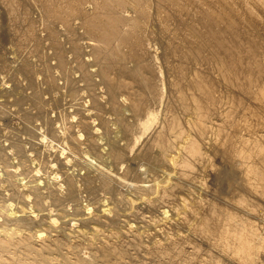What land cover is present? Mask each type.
<instances>
[{
    "label": "bare ground",
    "instance_id": "bare-ground-1",
    "mask_svg": "<svg viewBox=\"0 0 264 264\" xmlns=\"http://www.w3.org/2000/svg\"><path fill=\"white\" fill-rule=\"evenodd\" d=\"M31 6L38 9L35 10L39 18H34L35 14L33 17L32 13L35 12V7L31 9ZM0 19L5 24L6 35L11 37L13 51H24L26 54L23 52L24 54L21 53V55L25 56H30L27 55V52L28 54L33 52L34 56L40 57L41 61L38 59L41 64L37 63L41 66V70L39 67V70L36 67L35 69L39 73L43 72L41 76L44 74L42 76L43 82L47 84L49 90L46 93L47 98L54 89L58 90L57 88L52 89L57 85L56 87L59 89L60 87L65 88H62V91L66 90L63 92L64 94L69 89V93L65 95L71 97L68 96L70 100L67 103L69 101L70 103L67 105L68 107L73 106V111L74 109L75 112L76 109H85L84 102L93 111L90 112V110L89 115L87 112L83 113V109V115L78 114L81 116L79 118L75 116L78 118L77 120L73 119L72 116L75 112L70 107L69 109L73 114L67 113L70 110H63L62 104H65L67 99L61 95V89L59 90L61 95L59 97H62L60 99L61 107H63H60V102L59 106H54L53 100V104L49 101L52 106L49 105L48 107L43 95L48 90H44L41 94V88L43 91L45 87H40V81L37 82L40 86L31 84L32 80L34 82L36 79L33 75L32 80H24L29 82L26 86L28 87L26 88V95L23 91L24 88L22 97L20 93L21 98L12 93L13 99L11 96V98L8 97L9 101L12 99L10 102L7 99L8 104L12 102L14 105L15 102L19 108V110L17 109L18 112L20 109H22L21 112L25 110L24 107L21 108V103L24 101L26 103L27 99L30 101L28 103L31 104L29 108L37 109L31 114L29 113L31 110L29 111L28 108H26V113L22 112L24 115L20 113L23 116L20 118L21 123L23 119L27 120L24 123L26 125L29 119L35 118L37 121H32L37 122L36 127L28 124L36 129L38 126H42L45 131L47 121L52 120L54 113L53 122L56 120V125L53 123L54 130L56 128L64 130L67 142L72 144L70 153L74 149L76 151V148L73 149V145L79 142L80 144L77 145L80 147L83 143L85 144L83 140H86L87 149L89 148L90 150H88L94 156H98L99 158H97L100 159L101 156L106 155L107 158H105L108 160L110 158L113 165H117V169L120 162L128 155L129 146L147 132L148 135L145 134V136H147L148 141L146 138L145 140L148 144L145 143L146 148L140 147L139 152L145 159L152 162V165L163 166H159L163 168L162 171L159 170L162 173L157 172L158 168L155 170L150 166L155 172L150 171L151 174L146 175L148 177L140 171L136 173L135 170L133 173L136 175H134L133 180H130L129 175L130 183L134 181L133 184L136 186H134L135 188L130 187L134 188V191L131 189L135 192L134 198L136 199H134L123 195V192L116 188L118 186L114 187L109 184L107 178H109L110 171H106L108 169L104 168L105 170H103L109 174L105 178L103 171L104 176L98 172V175H93L95 172L90 174L88 171L92 168L88 170L85 168L84 170V165L81 168V164H79L83 162L76 161L79 164L77 167L81 168H77V172L83 170L82 176L76 178L73 176L74 173L67 171L68 169L63 171L58 169V166V170H54L50 162L55 157H52L48 150L46 152L51 154L49 158L52 157L49 162L51 165L44 167V160L46 159V162L48 158L41 155L42 149H44L42 144H38L42 147L40 148L41 151L39 149L40 152L35 149L34 151L32 148L36 154V157H34L35 155L33 157L35 161L38 160V167L35 168L32 164L36 172L31 171L30 167L31 169L33 167L28 165V160L26 161L29 158V152H31V150L27 151L28 146L31 143V145L37 146V144H33L32 140L34 139L38 142L41 140L49 146L51 141L46 139L45 136L47 135L44 134L43 130H40L39 133V130H36L38 133L36 134L33 129L28 130L30 126H22L25 131L19 132H26L28 139L34 137V134L38 135L39 138H32L27 146L24 143V137H21V140H16L19 138L16 137L18 133L14 137L13 132L4 131L5 134L1 133L3 136L5 135L3 142L6 143L2 147L4 154L0 151V174H3L2 177L0 176V190L3 188L14 190V196H12L15 199V195H18L20 199H16L22 202L28 197V204L30 203L31 207L36 209L31 212L34 217L37 212H41L44 208V203L60 204L66 198H62L63 194H67L66 200L74 204L72 207L75 208H70L72 210L70 212L74 211L75 213L70 214L72 217L66 220L69 215L66 212L69 208L66 212L65 210L60 211L62 207H65L66 201H63L62 207L55 211L56 213L60 211L56 214L55 220L50 218L45 221V218L41 219L42 217L33 219L30 217L32 214L27 216L31 210H27L24 205L26 203L23 202L24 207H20V204L15 205L17 210H13L19 214L14 215L13 213L14 216H12L9 208L12 205L9 201L12 199L7 197L6 199L9 201H0V216L3 217V220L0 218L2 220L0 221V264H23V262H19L21 261L20 257L23 258L24 255L30 257V264H264V223H261V219L264 221V0H0ZM34 19L39 20L42 23L40 25H43L42 29L44 28L41 30L46 31L44 38L46 49L43 50L42 48V52L44 51L46 55L43 57L44 59L47 58L46 61L42 60L43 57L40 56L42 55L40 47L43 43L41 34H38L37 31L40 22L38 21L36 27L37 21L34 22ZM150 40L160 43L159 54L158 51H153ZM86 46L87 52L84 50ZM37 52H39V56ZM25 56L24 58L22 56L24 62L25 59L29 58ZM7 57L9 58V56ZM38 59L33 60V63ZM14 60L16 61V58ZM22 61L21 63H23ZM28 63L26 62V65ZM23 64L25 65V63ZM29 64L32 65V60ZM7 65L4 63L0 66V70H4L3 72L9 71L5 76L12 72L11 66L9 69ZM24 65L22 67L21 64L22 68H20L24 69L26 67ZM30 67L31 69L34 68L33 66ZM31 69L28 67L30 74H32L30 71L33 70ZM2 70L0 71L1 74ZM20 71L18 68V72ZM16 72L13 73L16 74ZM13 73L11 75H14ZM39 73L37 74L39 75ZM76 73L78 77L75 75ZM28 78L30 77L28 76ZM37 79L36 81L40 80V78ZM7 81L9 80L7 79ZM79 81L82 88L85 89L84 91L81 89L83 92L79 89L81 84H79L78 89L76 88V83ZM48 82L56 84L52 85ZM33 85L38 86L40 90ZM97 85L102 87L99 89L102 91H97ZM5 89L6 87H0V91L3 93L6 92L7 89ZM5 102L1 105L5 106ZM125 104L126 107H124ZM4 106L2 108H6L8 112H13L12 110L15 111L17 108H10V110ZM59 107L60 109H58ZM2 110L0 108V120L2 119L1 116L4 117L5 115V111ZM17 110L16 113H18ZM56 112L58 115L55 114ZM109 112L113 114L111 119H108L111 117L110 115L107 116ZM9 114L6 117H9ZM32 114H36V116L34 117ZM105 120H111L112 122L109 123L111 126L106 124L107 121ZM18 126L16 125L13 130L9 129L15 131V128L18 130ZM112 126L117 127L115 130L122 131L124 141L121 142L122 144L116 141L107 145L105 140L104 143L107 148L105 146L103 148L106 149L103 150V142L101 144L99 139L105 136H107L105 139H110L112 135H108ZM46 127L50 129V126ZM99 127L102 128L97 132ZM55 131L53 132L56 133ZM53 132H48L49 134L52 133L51 137L54 135ZM142 142L145 141L142 140L141 144ZM57 144L55 145L57 146ZM70 145L67 147L70 148ZM79 147H77V154L83 151H80ZM83 147L84 145H82V149ZM8 151L13 152L12 156H8ZM25 152H28V158L25 156ZM57 153H53V155ZM20 154H24L23 158L20 157ZM66 155L65 158L69 161L68 153ZM41 156L45 159H42ZM60 157L61 155L58 158L60 159ZM58 158L56 159L58 160ZM88 159L85 158V163L89 161ZM108 160H105L106 163ZM134 160L133 162H135ZM216 161L221 162V166L216 164ZM46 163L49 165L48 162ZM14 166L17 169L18 166L20 167L18 173L22 169L27 172L25 175L20 173V177L18 176L19 180L26 177L23 184L19 183L16 178ZM129 167L126 166L123 168L124 170L122 169L123 171L121 170L123 174L122 172H120L122 175L118 174V181L123 179L120 178L121 176L128 177ZM150 167L146 166L147 169ZM100 168L97 171H100ZM221 168L226 172L228 170L234 173L233 186L228 184L230 188L223 194L218 191L221 189L219 187L218 190L215 189L213 193H209L212 195L218 191L219 194H216L219 198L221 197L220 199L216 195L209 197L203 193V190L210 189L207 176L212 171L215 174H221ZM39 170L45 171L49 175L47 177L48 183L46 181L49 186L46 187H50V189L48 192L46 191L47 195L45 196L41 195V190L44 189L46 178L40 180L43 181L42 187H39V182L35 181L41 178L36 177ZM144 170L146 171L145 168ZM147 178L148 180H146ZM124 179L127 180V178ZM120 181L122 186V180ZM187 182H193L195 185H199V188L201 186L204 189L199 192L200 189L196 190V186H194L195 190L190 189L191 187L187 188L185 185ZM109 185L119 191L113 189L116 190V192H112L115 193L113 196L114 203L111 202L113 198L106 199L110 202L109 205L106 202L105 207L100 204L102 203L100 200L103 198L97 195L99 199L101 198L100 200L96 198L100 205L95 202L99 208L102 207L100 208L102 214L97 213L98 210L95 213L89 210L94 207L98 208L97 205L88 206L89 208L85 207L84 209H81L80 206H78L80 209L76 207V205H82L81 203L76 204L77 195L75 191L77 189L83 187V189L93 191L92 188L97 189L98 187L101 190L102 187L109 188ZM21 186L25 190L24 188L21 189ZM127 186L129 185L125 187L128 188ZM109 190L111 187L106 189L107 195L110 193ZM12 191H8L9 194H12ZM64 191L65 193L62 194L61 192ZM85 191H83V195ZM104 191L102 192L104 193ZM80 192L82 193V191ZM5 193L7 194V192ZM90 193H88L89 197L92 194ZM85 194L87 193L85 192ZM110 195L112 196V194ZM43 196H48L49 201L47 199L48 202L42 200ZM78 196L81 197L82 194ZM30 197L31 201L29 202ZM103 197L106 196L103 195ZM136 200H141L148 207L156 209L161 204L166 203L167 209L158 210L160 211L159 218L145 220L146 217L143 216V212L147 210L146 206L142 213L138 212L142 215L139 219H142L140 222L145 225H137L131 223V219L132 221L137 219L133 216L137 213L135 209ZM21 201L18 202L21 203ZM86 201L88 202V200ZM13 202L11 201V203ZM89 202L92 203L93 201ZM144 203H140V205L144 206ZM140 205L138 207L143 209ZM138 207L137 210L140 211ZM123 211L124 215L127 216L133 212L134 219H126V216L125 219L120 218L119 213H123ZM169 212L171 213L169 214ZM111 216L113 217L111 218ZM101 217L106 219L109 217L112 220L107 222L105 218L101 219ZM33 220L36 223L42 221L41 224L44 227L39 230L38 228L32 230ZM57 220H61V222L77 220V222L80 221L89 227L87 226L88 229L84 227L74 228V225L71 227L68 223L70 227L65 226L64 228V226L56 223ZM10 221L15 226L9 227L8 222ZM166 221H168L167 226L162 227L163 222ZM63 224L65 225V223ZM146 226H152V228H146ZM22 228H28V231L25 232ZM55 229L56 231L58 229L61 236L52 234ZM150 229H153L152 232L149 231ZM42 232L46 234L42 235ZM78 237H84L85 240L82 238L83 242L81 240V243L76 242ZM10 248H16L15 250L19 248L24 255H17L18 251L13 249L15 252L12 250L11 252L16 253V256L4 257L6 253H10ZM53 249L58 251L57 256L50 255V250L52 252ZM80 249L81 251L85 249L87 253L81 254ZM129 249L134 250L135 253L142 249L144 252L140 255L142 257L148 255L151 259L148 258L153 262L149 260L146 262L147 259H145L142 263V257L141 261H137L140 259L132 258L134 256L131 255ZM68 252L74 256L68 255ZM98 259L101 263H97L96 260Z\"/></svg>",
    "mask_w": 264,
    "mask_h": 264
},
{
    "label": "rangeland",
    "instance_id": "rangeland-1",
    "mask_svg": "<svg viewBox=\"0 0 264 264\" xmlns=\"http://www.w3.org/2000/svg\"><path fill=\"white\" fill-rule=\"evenodd\" d=\"M31 7H32V6H31ZM34 7H35V6H33L31 9H33ZM35 9L38 10L36 7L34 8V10H35ZM34 10H33V11H34ZM36 10H35V12L37 13ZM33 11H32V12H33ZM35 12L32 13V14H33V17L36 15L34 18H39V16H37L38 13L36 14ZM34 14H35V15H34ZM35 20H36L37 22H36ZM38 21H39V20L34 19V22H36V27H37V23H38ZM39 22H40V21H39ZM38 24H39V30H38V27H37V31L39 32L38 34H41V36H40V35H39V36L43 39V40H42L43 43L41 44L42 47L39 46V47L41 48V52H40L39 50H37V51H39V52L42 54V55H40L41 57H43V56L46 57V55L44 54V51L42 52V48H43V50L46 49V48H45V47H46V46H45V39H44V38H45L46 31H42V30H44V28L42 29V26H43V25H42V26L40 25V24H42L41 22L38 23ZM4 26H5V24H4V23L2 22V20L0 19V66H2V64H4V63H5V64H8L7 66L9 67V69L12 68V69H11V71H12L11 73H13V72H15V71H17V72H16V74L13 73L15 76H14V75H11V73H10V75L8 74L7 76H5L9 71H8L7 73H5V72H3L4 70H2V69H1V70H2V74H1V72H0V87H6V89H7V90L5 89V90H6V92H4L5 94L3 93V91H0V96H1V97H0V106H1L0 108L3 109L2 111H5V112H4V114H5L4 117L1 116L2 119L0 120V146H1V144H2V146H1V148H0V149H1L0 151H1L3 154H4V148L2 149V147H3V144H5L6 142H3V141H5V140H4V139H5V138H4L5 135L3 136V134H1V133H4V134H5L4 131L7 130L8 132H9V131L13 132V133H14V137H15V135L18 133V134L16 135V137H19V138H18V139L15 138V139H16V140H21V137H22V138L24 137V138H23L24 143L28 146V145L30 144V143L28 144V142H30L32 138L34 139V137L38 138V137H37L38 135H36V134H38V133L40 132V130H43V129H44V127L42 128V126H38V127H40V128L37 127V129L31 127V126H35V127L37 126V125H36L37 122L34 123V121H37V120L34 118V117L36 116V114H35V115L32 114V116H34V117H33L34 119H29V121H30L31 123L28 121V123H29L31 126H30L28 123H26V125L30 126V127H28V130H29V129H33L34 131H36V130L38 131V130H39L38 133H37V131H36V134H34L35 136L32 137V138H30V139H28V138H27V135H28V134H25L26 132H19V131H22V130L25 131V129H24L22 126H26L24 123H25V121L27 122V120H24V119H23V120H22V121H23V122H22L23 125H22V123H21V121H20V120H21L20 118H23V116H22L20 113H22L23 111H24V112L27 111L26 108H28L29 111L31 110L30 112L28 111L30 114L33 113L34 111L36 112L37 109H36V108H33V107H32L33 110H32V108L30 109L29 106H31V104L28 103V102H30V101L27 99V101H26V103H25V101H24L25 98H24V99H23L24 102L21 103V105H22L21 108L24 107L25 110H23V111L21 112L22 109H20V111L18 112L19 108H18V106L15 105V102H14V105H13L12 102H11V104H8V103H7V99H8V102H10V101L13 99V97H12L13 95H11L12 93H13L16 97H19V98H21L24 94L26 95V93H25V92H26V88H28V87H26V86H28V83H29L28 81H29V79H31V80L33 79V78H32L33 75H34V78H36V79H37V78H38V79L40 78V80L37 79L38 81H36V79H34V82H35V81H36V82L34 83L33 80H32L31 84L39 85L37 82L40 81V82H41V84H40L41 86H40V85H39V86H40V87H45V88L43 89V91H41L42 88H41V90H40V88H39L38 86L33 85V87L38 88V89L40 90V92H42L41 94H43L44 90H45V91L48 90L47 84H45V82H43V78H42V76H44V74H42V76H41V73H43V72L39 73V71H38V70L41 68V66L38 64V63H40V62H39L40 57L34 56L33 52L31 53L32 55H31V54H28V52H27V55H30V56H31V59H30V56L21 55V53H22V54H24V53L26 54V52H24V51H23L24 53H23V52H16L15 50L13 51V43H12L11 37H10L9 35H6V33H5V27H4ZM56 26H57V25H56ZM58 26H59V25H58ZM59 27H61V25H60ZM41 29H42V30H41ZM7 36H8V37H7ZM7 38H8V39H7ZM9 38H10V39H9ZM10 40H11V41H10ZM150 41H151L150 43H151V47H152L153 51H155V52L158 51L157 53L159 54V53H160V50H161L160 43L157 42V41H153V40H150ZM10 42H11V43H10ZM44 46H45V47H44ZM10 47H11V48H10ZM87 49H88V48H87V46H86V47L84 48V50H86L85 52L88 51ZM156 49H157V50H156ZM10 51H11V52H10ZM14 52L17 53V54L15 55ZM39 52H37V55H38V56H39ZM2 53H3V54H2ZM18 53H19V54H18ZM34 53H35V52H34ZM7 54H8V55H7ZM1 55H2V56H1ZM7 56H9V58H8ZM17 56H20V57L18 58ZM22 56H23V58H24V56H25L26 58L29 57V58H27V59H30V61H29V60L27 61V59H25L26 61L24 62V59L22 58ZM32 56H33V57H32ZM1 57H2V58H1ZM34 57H36L37 59L39 58L38 61H35V63H33V60H36V58H34ZM14 58H16V61L14 60ZM20 58H21V59H20ZM17 59H19L18 62H17ZM21 60H23L22 62L25 63V65H26V62H27V63H28V62L31 63V60H32V65H30V64L28 63V64L26 65V67H25V65H24L23 63H21ZM42 60L46 61L47 58L44 59V57H43ZM40 61H41V59H40ZM37 62H38V63H37ZM20 63L22 64V67H23V65H24V67H25L24 69H21L22 67H21V64H20ZM18 64H19V65H18ZM35 64H36V66H35ZM40 64H41V63H40ZM28 65L33 66V67H34V68H32L33 70H32L31 67L28 66ZM10 66H11V68H10ZM20 67H21V68H20ZM28 67H29V69L32 70V71H30V72H32V74L29 73ZM35 67H36L37 69H38V67H39V69L37 70V69H35ZM0 68H1V67H0ZM16 68H17V69H16ZM18 68H19V71H20V70H23V71L18 72ZM26 68H27V71H26ZM9 69H8V70H9ZM14 69H15V71H14ZM1 70H0V71H1ZM35 70H36V71H35ZM40 70H41V69H40ZM25 71H26V73H29V74L32 75V76H30L29 74L27 75L26 73L23 74V72H25ZM34 72H35V73H34ZM19 73H20V74H19ZM33 73H34V74H33ZM37 73H39V75H38ZM25 74H26V75H25ZM36 74H37V76H35ZM75 75H77V77H78V74H77V73H76ZM28 76H29L30 78H28ZM38 76H40V77H38ZM2 77H3V78H2ZM24 77H25V78H24ZM22 78H23V79H22ZM41 78H42V79H41ZM7 79H8L9 81H7ZM25 79H27L28 81H27V80L24 81ZM31 80H30V81H31ZM41 80H42V81H41ZM14 81H15V82H14ZM23 81H24V82H23ZM1 82H2V83H1ZM11 82L13 83V85H12ZM25 82H26V85H25ZM42 82H43V83H42ZM22 83H23V84H22ZM36 83H37V84H36ZM46 83H47V82H46ZM48 83H51V84H52V82H48ZM3 84H4V85H3ZM10 84H11V85H10ZM19 84H20V85H19ZM51 84H50V86L52 87V85H55L56 83H55V84H52V85H51ZM79 84H81L80 81H79V83H78V82L76 83V86H77V87H76V86H75V87H76L77 89H78ZM2 85H3V86H2ZM14 85H15V86H14ZM44 85H46V86H44ZM13 86H14V87H13ZM22 86H23V87H22ZM48 86H49V85H48ZM50 86H49V87H50ZM56 86H57V85H55V87H53L52 89L57 88L58 90L54 89V91H57V92L54 93V91H53L52 94H51L52 97H51V95L49 94V98H47L48 95H47L46 93L49 92V90L46 91V92L43 94V95L45 96L46 101H47L48 107H49V105H50V107H51L52 104H53V102L55 103L54 106H56V105L59 106V102H60V107H61V99H60V98H62V97H59V96L62 95L63 97L65 96L66 99H67L66 102L64 101L65 104H64V103L62 104V105L64 106V107L62 106V107H63V110H65V111L70 110V109H69V107H70V108L72 109V111H73V108H72L73 106H69V107H68L70 101H69V103H67L68 100H70L71 97L68 95V96L70 97V98H69L68 96L65 95L66 93H67V94L69 93V89L67 88L68 91L65 92V94H64L63 92L66 91V90H63V91H62V88H63V89H65V88H64V87H60V89H61V91H62V92H61V95H60V92H59L60 89H59V87H56ZM58 86H59V85H58ZM80 86H81V87H80ZM80 86H79V87H80L79 89H80L81 92H83L85 89L82 88V84H81ZM97 86H98V87H97ZM97 86H96L97 91H98V92H99V91H102V90H99V89H102V87H101L100 85H97ZM51 87H50V91H52ZM100 87H101V88H100ZM24 88H25V89H24ZM23 89H24V90H23ZM81 89H82L83 91H82ZM22 90L24 91V94H23V91H22ZM20 93L22 94L21 97H20ZM50 93H51V92H50ZM53 93H54V95H53ZM62 93H63L64 95H63ZM1 94H2V95H1ZM45 94H46V95H45ZM43 95H42V96H43ZM3 96H4V97H3ZM10 96L12 97V99H10V101H9V98H11ZM46 96H47V97H46ZM56 96H57V98H58L57 100H56ZM8 97H9V98H8ZM50 97H51V98H54L56 102L54 101V99H51ZM68 98H69V99H68ZM81 98H82V97H81ZM81 98H80V99H81ZM47 99H49V100H47ZM80 99H79V101L83 100V98H82L81 100H80ZM21 100H22V99H21ZM25 100H26V99H25ZM52 100H53V102H52ZM1 101H2V102H1ZM3 101H4V102L6 101V102H5V106H6L8 109H10V108H11V109H15V108L17 107L16 110L18 109V110H17L18 113L15 112L16 110H15V111L12 110V111L14 112V114H12L13 112L10 111L11 109L9 110L10 112H8L6 108H2V107L4 106V105H3V106L1 105V104H4ZM49 101H51L52 104H51V102H49ZM123 102L125 103V101H123ZM6 103H7V104H6ZM24 103H25L26 105H25ZM67 104H68V105H67ZM8 105H9V106H8ZM11 105H13L14 107H13V106L10 107ZM24 105H25L26 107H25ZM27 105H28V107H27ZM65 105H67V106L65 107ZM5 106H4V107H5ZM57 106H56V107H57ZM84 106H86V107H85V109L82 108V110L84 109L83 113L87 112V113L90 115V112H93V111H92L91 109L88 108V106L85 104V102H84ZM60 107H59L58 109H60ZM62 107H61V108H62ZM82 107H83V106H82ZM124 107H126V104L124 105ZM64 108H65V109H64ZM86 108H87V110H86ZM48 109H49V108H48ZM79 110H80V111H79ZM82 110H81V109H76V112L79 111L78 113H76V112H75V109H74L73 112H75V114L72 116V117H74L73 119H76V120H77L81 115H83ZM90 110H91V111H90ZM6 111H7V112H6ZM72 111H71V110H70V111H67V113H68V112H71V113H72ZM89 111H90V112H89ZM24 112H23V113H24ZM28 112H27V113H28ZM80 112H81V113H80ZM6 113H8V114L10 113L11 115L9 114V117H6V116H8V114H6ZM23 113H22V114H23ZM25 113H26V112H25ZM110 113H111V114H110ZM19 114H20V115H19ZM55 114L58 115V112H56ZM72 114H73V113H72ZM78 114H81V115H78ZM2 115H3V114H2ZM12 115H13V116H12ZM17 115H19V116H17ZM23 115H24V114H23ZM52 115H53L52 120H51V119L48 120V121H47L48 124H46V126H50V129H49V127L47 128V127L45 126V131L43 130L44 134L47 135V136H45V137H47L46 139H49L48 141H49V142L51 141L52 144L50 143V145L48 146V145L45 144L44 142H41V140H39L41 143L38 142V140H35V139L32 140V141H33V144H37V146H36V145H35V146H34V145H31V144H32V143H31V144H30L31 147L28 146V149L26 148L27 151H28V150H29V151L31 150V152L28 151V152H29V155H28V152H27V153L25 152V153H26L25 156L27 157V155H28L29 158L27 157L28 159H26V157L24 156V158L26 159V161L28 160V163H29V164H28L27 162H26V163H27L28 165H30V166H32V164H33V166H35V168L38 167V164H37V161H38V160L35 161V159H34V157H36V154L34 153V151H35V150H36V151L38 150L37 152H40V151H41L40 148H42V147L44 146V147H43L44 149H42V154H41V155H43V157L45 156V158H48V160H49V161H48V160L46 161V162H48V164H49V165H47V163L45 162L46 159L43 158V157L41 156L42 159H45V160H44V165H45L44 167L50 166V165H51L50 163H52L51 166L54 168V170L62 169L63 171H66V170L68 169L67 171H68V172H71L72 174L74 173L73 176H75L76 178L81 177L82 174H83V173H82L83 170H81V172H80V171L77 172V168H80V167H77V165L79 166V164H81V168H82L83 165H84V168H83L84 170H85V168H86V170L92 168L91 170L88 171V172H90V174H91L92 172H95V173H93V175H98V173H99V174H102V175L104 176V174H105V176H104L105 178H107V174H108V173H107V172L105 173V171H103V170L108 169V170H106V171H108V172H109V171H110V172H111V171H112V172L114 171L113 173H112V172H111V173L109 172L110 175L108 174V175H109V178H107V179L109 180V184H110V185H113L114 187L118 186V187H116V188H119V190L123 192V193L121 192L123 195H126L127 197H133V198H134V195H135V194H134L135 192H133V191H134V188L136 187V186L133 184L134 181H131L132 185H131V183H130V180H131V179L133 180V179H134V175H136V174L133 173V172L136 171V173H137V172L140 171V172H142V173H145V176H146L148 173H149V174H151V172L154 173L155 170H157V169H155V168H158V171H157V172H160V171L163 170V168H160V167H163V166H160V165H157V164H156V165H152L153 163H152V162H149L147 159H145V157H143V156L140 154V152H139V151L141 150V148H142V149H143L144 147L146 148L147 145H145V143L148 144V142H146V140L148 141V138H146L147 136H145V134L148 135L147 132H145L143 135H141V136L139 137L140 139H139V138L136 139V140H135V141L129 146V148H128V150H127V154H128V155L125 156L126 159L124 158V159L121 161L122 163L120 162V164H119V166H118V169H117V168H116L117 165H115V164L113 165V163H112V161L110 160V158H109L110 161H109L108 159H106V158H107L106 155H105V156L103 155L104 157L101 156L100 159H98V158H99L98 156H94V154H93L92 152L89 151L90 149H89V148H88L89 150L87 149V146H86V140H83V142H85V144H84L83 142H81V143H83L82 145H84L83 149H82V145L79 147L78 145H79L80 143L77 142L76 145H73V149L76 148V151H75V149H74V150H72V151H73V152H72L73 154L70 153V152H71L70 149H72V144L67 142L66 134H65V132H63L64 130H62L61 128H56L57 131L59 130L58 132L55 131L56 129L54 130V125H56V123H55L56 120H55V122H53V120L55 119V115H54V113H53ZM52 115H51V116H52ZM108 115L111 116V117L108 118V119L113 118V114H112V112H109V114H107V116H108ZM32 116H31V117H32ZM75 116H77L78 118H75ZM12 117H13V118H12ZM17 117H19V118H17ZM24 117H25V116H24ZM16 118H17V119H16ZM106 118H107V117H106ZM15 119H16V120H15ZM17 120H18V122H17ZM32 120H34V121H32ZM13 121H14V124H13ZM51 121H52V122H51ZM105 121H107L106 124H108V125H109L110 122H112L111 120H105ZM105 121H104V122H105ZM15 123H17V124H16L17 126L19 125L18 123H21V124H20L21 126H20V125L18 126V130L15 128V131H12L13 128L16 127ZM53 123H54V125H53ZM49 124H50V125H49ZM51 124H52L53 126H52ZM112 124H113V123H112ZM13 125H14V126H13ZM5 126H6V127H5ZM12 126H13V128H11ZM105 126H106V125H105ZM109 126H111V125H109ZM109 126H108V127H109ZM3 127H4V128H3ZM19 127H20V128H19ZM21 127H22V128H21ZM51 127H52V128H51ZM112 127H113V128H112ZM112 127H111V129H110V133H109V135H108V136L112 135V136H110V137H111L110 139H108V138L105 139V137H107V136H105V135H104L105 137H101V138H100L101 140L99 139V141H101V142H100L101 144H102V142H103V145H104V146L102 145V148L105 147V146H106V148H107V145H108L109 143H112V142H116V141L118 142V141H119L120 143H119V142H118V143H119V144H122L123 141H124V137H123L124 135L122 136V134H123L122 131L119 130V129H116V130H115V127H116V126H112ZM9 128H11L12 130L9 129ZM41 128H42V129H41ZM101 128H102V127H101ZM101 128H100V127L97 128V132H99ZM116 128H117V127H116ZM4 129H5V130H4ZM48 129H49L51 132L55 131L56 133L53 132L54 135L51 137V134H52V133L49 134L50 131H49ZM51 129H53V130H51ZM98 130H99V131H98ZM1 131H3V132H1ZM16 131H18V132H16ZM46 131H47V132H46ZM61 131H62L64 134H63ZM115 131H116V132H115ZM48 132H49V133H48ZM117 132H118V133H117ZM22 133H23V134H22ZM61 133H62L63 135H62ZM115 133H116V134H115ZM119 133H120V134H119ZM41 134H42V131H41ZM55 134H56V135H55ZM118 134H119V135H118ZM19 135H20V136H19ZM24 135H25L26 137H25ZM58 135H59V137H60L61 139H60L59 137H57ZM60 135H61L63 138L65 137V138H64L65 140H64ZM43 136H44V135H43ZM54 136H55V137H54ZM121 136H122V137H121ZM14 137H13V138H14ZM49 137H50V138H49ZM82 137H83V136H82ZM114 137H115V138H114ZM118 137H119V138H118ZM2 138H3V140H1ZM13 138H12V140H14ZM51 138H52V139H51ZM58 138H59V140H61V141L57 140V141L54 142V140H56V139H58ZM102 138L104 139V141H102V140H103ZM112 138H113L115 141H114ZM141 138H142L143 141H145V142H142V144H141V141H142ZM145 138H146V140H145ZM27 139H28V140H27ZM38 139H39V138H38ZM50 139H51V140H50ZM83 139H84V138H83ZM107 139H108V140H107ZM111 139H112V140H111ZM121 139H123V140L120 141ZM23 140H22V141H23ZM26 140H27V142H25ZM29 140H30V141H29ZM105 140H106V142H107V145H105V143H104ZM137 140H138V141H137ZM140 140H141V141H140ZM58 141H59V142H62V143H59ZM64 141L66 142V144H65ZM109 141H110V142H109ZM57 142H58V144H57ZM63 142H64V144H63ZM121 142H122V143H121ZM136 142H137V143H136ZM53 143H54V144H53ZM143 143H144V144H143ZM38 144H39V145L42 144V145H41L42 147L39 146ZM43 144H44V145H43ZM55 144H57V146H56ZM60 144H61V145H60ZM62 144L64 145V147H63ZM68 144H69V145L71 144V145H70V148L67 147V146H69ZM77 144H78V145H77ZM101 144H100V145H101ZM139 144H140V145H139ZM53 145H54V146H53ZM136 145H137V146H136ZM138 145H139V146H138ZM144 145H145V146H144ZM32 146H33V147H32ZM46 146H48L49 148L46 147ZM58 146H59V147H58ZM75 146H76V147H75ZM85 146H86V147H85ZM77 147H79V150H80V151H81V150L84 151V149H85V151H84V155H83V156L81 155V154L83 153V151H82V152H79V151H78L79 153L77 154V150H78ZM140 147H141V148H140ZM32 148H33V150H34V149H35V150L33 151ZM46 148H48V149H46ZM51 148H52V149H51ZM55 148H56L57 150H56ZM67 148H68L69 150H68ZM106 148H103V150L106 149ZM39 149H40V151H39ZM45 149H46V150H45ZM60 149H61V150H60ZM64 149H65V150H64ZM134 149H135V151H134ZM139 149H140V150H139ZM47 150H48V152L50 151L49 153H51V154H52V157H55V158L52 159L51 156H50V158H49V155H51V154L47 153V152H46ZM63 150H64V151H63ZM67 150H68V151H67ZM87 150H88L89 152H88ZM137 150H138V151H137ZM32 151H33V153H32ZM43 151H44V152H43ZM53 151H56V152H53ZM59 151H60V152H59ZM69 151H70V152H69ZM8 152H9L10 155L8 154ZM8 152H7L8 156H12L13 152H12V151H11V153H10V151H8ZM57 152H58V153H57ZM75 152H76V155H75ZM25 153H24V154H25ZM30 153H32V154H30ZM46 153H47V155H46ZM53 153H57V154H56V155H55V154L53 155ZM60 153H61V154H60ZM67 153H68V156L70 157V160H69V161H68V159L65 158V157L67 156V155H66ZM88 153H89V154H88ZM133 153H134V154H133ZM24 154H20V157L23 158V155H24ZM79 154H80V158H79ZM136 154H137L138 156H137ZM33 155H35V156L33 157ZM59 155H61L62 158L60 157V159H59V158H58ZM62 155H63V156H62ZM70 155H71V156H70ZM87 155H88V156H87ZM30 156H31V157H30ZM47 156H48V157H47ZM56 156H58V157H56ZM74 156H75V157L78 156V157H76V159H75ZM90 156H91V157H90ZM129 156H130V157H129ZM141 156H142L143 158H142ZM93 157H94V158H93ZM97 157H98V158H97ZM105 157H106V158H105ZM134 157H135V158H134ZM139 157H140V158H139ZM30 158H32V159H34V160H32V159H30ZM56 158H58V160H57ZM72 158H74V159H72ZM85 158H86V160L89 158V159H88L89 161H87L86 163H85V161H86ZM91 158H92V159H91ZM96 158L98 159V162H96V160H97ZM137 158H138V159H137ZM51 159H52V162H50ZM101 159H103L102 161H104V162H102ZM131 159H132V161H131ZM133 159H135V160H134L135 162H133ZM144 159H145V160H144ZM14 160H16V159L14 158ZM30 160H31V161H30ZM55 160H56V161H55ZM99 160H100V161H99ZM105 160H108L109 162L107 161V163H106ZM125 160H126V161H125ZM54 161H55V162H54ZM58 161H59V162H58ZM60 161H61L62 163H61ZM66 161H68V162H67L68 164H66ZM76 161H80V162H83V163H79V162H78L79 164H77ZM91 161H92V164H91ZM128 161H129V162H128ZM140 161H141V163H140ZM49 162H50V163H49ZM69 162H70V163H69ZM94 162H96V163H94ZM100 162H102V163H100ZM123 162L126 163V164H124ZM144 162H145V163H144ZM13 163L15 164V162H13ZM30 163H31V164H30ZM45 163H46V164H45ZM64 163H65V164H64ZM72 163H73V164H72ZM75 163H76V164H75ZM84 163H85L86 165H85ZM87 163H88V164H87ZM98 163H99V164H98ZM127 163H128V164H127ZM129 163H130V164H129ZM131 163H132V164H131ZM138 163H139V164H138ZM149 163H150V164H149ZM58 164H60V165H58ZM89 164H90V165H89ZM94 164H95V165H94ZM97 164H98V165H97ZM122 164H123V165H122ZM147 164H148V165H147ZM216 164L220 165L221 162H219V161L217 162V161H216ZM62 165H63V166H62ZM67 165H68V166H67ZM71 165H72V166H71ZM74 165H75V166H74ZM88 165H89V166H88ZM92 165H93V166H92ZM99 165H100V167L103 166V165H104V166L101 167V168L99 167V168H100V171H97V170H99V168H98ZM105 165H106V166H105ZM130 165H132V166H130ZM135 165H136V166H135ZM141 165H143V166H141ZM144 165H145V166H144ZM16 166H17V165H16ZM16 166H14V167H15V172H16L15 174H16V178L19 180L20 173H21L22 175H23V174L25 175V174H27V172L24 171L25 169H22V171H20V173H18V172H19L18 170H20V167L18 166V169H17ZM33 166H32V167H33ZM56 166H57V167H56ZM58 166H59V168H58ZM70 166H71L72 168H71ZM73 166H74V167H73ZM85 166H86V167H85ZM90 166H91V167H90ZM112 166H113V167H112ZM121 166H122V168H121ZM126 166H127V168L130 166V167H129V169H130V173L127 175L128 177H122V176L120 177V178H123V179H120V180H122V186H121V184H120L121 181H120V180L118 181L117 179H118V176H119V175H122V174H123V172H122V171L124 170L123 168L126 167ZM146 166H147V167H148V166H149V167L151 166V167H152L153 169H155V170L151 169V167L147 169ZM154 166H155V167H154ZM156 166H158V167H156ZM159 166H160V167H159ZM220 166H221V165H220ZM136 167H138V168H136ZM57 168H58V169H57ZM75 168H76V170H73V169H75ZM81 168H80V169H81ZM104 168H105V169H104ZM113 168H114V169H113ZM115 168H116V172H117V170H118L117 175H115V174H116V172H115ZM144 168L146 169V171L144 170ZM16 169H17V171H16ZM46 169H47V168H46ZM70 169L73 170V171H71ZM111 169H112V170H111ZM122 169H123V170H122ZM125 169H126V168H125ZM140 169H141V170H140ZM30 170H31V171L33 170V171H34V167H33V169H31V167H30ZM62 170H61V171H62ZM69 170H70V171H69ZM121 170H122V171H121ZM131 170H133V171H131ZM134 170H135V171H134ZM159 170H160V171H159ZM221 170L223 171V172H222V171L220 172L221 174H215V173L212 171V172L209 173L210 176L208 175L210 178L207 176V179H208V180H207V183H208L210 189H208V190H206V191L203 190V191H204L203 193H206L207 196H209V197H211V196H215V195H216V197L219 198V196H218L219 192H220L221 194H223V192L225 193L226 191H228V189L230 188V186H231V187L233 186L232 183H233L234 178H235L234 173H232V172H230V171H228V170H227V172H226V170H223V168H221ZM23 171H24V173H23ZM74 171H75V172H74ZM102 171L104 172V174L102 173ZM144 171H145V172H144ZM150 171H151V172H150ZM34 172H36V171H34ZM76 172H77L78 174H77ZM79 172H80V173H79ZM97 172H98V173H97ZM100 172H101V173H100ZM120 172H122V174H121ZM157 172H156V173H157ZM38 173H40V174H38ZM44 173H45V174H44ZM160 173H162V172H160ZM224 173H225V174H224ZM75 174H77V175H75ZM80 174H81V175H80ZM112 174H113V176H112ZM118 174H119V175H118ZM131 174H132V175H131ZM38 175H39V176H38ZM78 175H79V176H78ZM129 175H130L131 178L129 177ZM212 175H214V176H212ZM0 176L2 177L3 174H0ZM18 176H19V177H18ZM43 176H44V177H43ZM77 176H78V177H77ZM23 177H24V176H23ZM36 177H37V178L41 177V178L35 180V181L39 182V183H38V184H39V187H42V185H43V181H40V180H44V179L46 178V180L44 181L45 184H44V186H43L44 189L41 190V192H42L41 195H44V196L47 195L46 191L48 192V190L50 189V187H49V188L46 187V186L48 185V184H46V181H47V183H48L49 179H48L47 177H49V175H47V173H46L45 171L43 172L42 170H39V172L37 171V173H36ZM110 177H112V178H114V179L111 178L112 181H110V180H111ZM132 177H133V178H132ZM146 177H148V176H146ZM43 178H44V179H43ZM124 178H127V180L124 179ZM129 178H130V180H129ZM35 179H36V178H35ZM47 179H48V180H47ZM125 180H126V181H125ZM146 180H148V178H147ZM25 181H26V177L20 179V180H19V183L23 184ZM114 181H115V182H114ZM220 181H221V182H220ZM223 181H224V183H222ZM229 181H231V182H229ZM40 182H41L42 184H41ZM117 182H118V184H117ZM119 182H120V183H119ZM209 182H210V183H209ZM219 182H220V183H219ZM123 183H124V184H123ZM187 183H188V184H187ZM187 183H185V185H187V186H186L187 188H190V187H191L190 189H193V190H195V189L197 188L196 190L200 189V190H198L199 192L202 191V189H204V188H202L201 186H200V188H199V185H195L193 182H187ZM213 183H214V184H213ZM218 183H219V184H218ZM119 184H120V185H119ZM191 184H192V185H191ZM210 184H211V185H210ZM217 184H218V186H217ZM222 184H223V185H222ZM228 184H230V186H229ZM110 185H109V188L102 187L101 190H100V188H98V187H97V189H96V188H92L93 191H91V190L89 191L88 189H85V188L83 189V187H80L79 189H77V190L75 191V194L77 195V196H76V201H77L76 204H78V203L80 204V203H81L82 205H76V207L80 206V208L82 207L81 209H84L85 207H88V206H89V207H91V206L93 207L94 205H97V203L99 204L100 202H102V203H100V204H102L103 207H105V206H106V202H108L107 205H109V202H110V201H107V200H108V199L110 200L111 198H113V199H111V202L114 203L113 200H115V199H114L113 196H114L115 193H112V192H116V190H118V189H116V188H114V187H112V186H110ZM126 185H129V186H127L129 189L125 187ZM220 185H221V187H220ZM48 186H49V185H48ZM134 186H135V187H134ZM194 186H196V188H194ZM110 187H111V190H109L110 193H108V195H107V192H108V191L106 192V189L108 190V189H110ZM124 187H125V188H124ZM130 187H134V188L132 189V188H130ZM211 187H212V188H211ZM214 187H215V188H214ZM218 187L221 188V189H220L221 191L218 190V189H219ZM23 188H24V187L21 186V189H23ZM103 188L105 189V191H104ZM82 189H83V190H82ZM98 189H99V191H98ZM102 189H103V190H102ZM113 189H116V190H113ZM124 189H125V190H124ZM126 189H127V190H126ZM131 189H132L133 191H132ZM213 189H214V190H213ZM215 189L219 191V192L216 191V193H218V194H216V193H215V194H212V195L209 194V193H213V192L215 191ZM6 190H8V191H12V189H4V188L1 189V190H0V201L4 200V201L7 202V201H9V199H12V200L9 201V202H10V205L12 204L11 207H9L10 210H11L10 213L12 214V216L19 214V212L15 211V210H17V208L15 209V207L18 206L19 204H20V207H21V206L24 207V205H25V208H27V210H29V211L31 210V211L29 212V214H27V216H30V215L32 214V215L30 216L31 218L36 219L37 217H40V218L42 217L41 219H44V218H45V219H44L45 221L49 220L50 218L53 219V220H55V219H56L55 217H57L56 214H57L58 212L62 211V210H65V212H66V210H67L68 208H69V209H70V208H71V209H74V208H75V207H74V208L72 207V206H74L73 203H72V204H73V205H72L71 203H69V202H70L69 200H66V199H67V196H66L67 194H63V193H65V191H64V192H61V193L63 194V195L61 194V195H62V198H63V197H64V198L66 197L65 200L63 199L64 202L66 201V203H64V204H65V207H64V208L62 207L63 204H61V203H63V201H62L60 204L58 203V205L55 204L56 206L53 204V205H54V206H53L51 202H48V201H49V197L46 196V197H48V198H46V197L43 196L41 199L44 200V201L47 199L48 201L46 200L45 202H48V204L44 203L45 205H44V208H42V210H43V209H45V210H43V211L41 210V212H40V211L37 212V214L35 215V217H36V218H35L34 215H33V213H31V212L34 211V210H36V209L32 208V207H31L32 205H30V203L28 204V199H27L28 197L25 198V200H24L23 198H21V199H23V202L26 203V204L22 205L23 202H22L21 200H19L20 198H19L18 195H17V196L15 195V199H14V197H13V196H14V195H13L14 190L11 192L12 194H9V192L6 191ZM24 190H25V188H24ZM78 190L82 191V193H81L80 191H78ZM85 190H87L88 192L85 191ZM119 190H118V191H119ZM128 190H129V191H128ZM223 190H225V191H223ZM44 191H45V192H44ZM83 191H85L87 194H85V192H84V195H83ZM102 191H104V193H103ZM207 191H208V192H207ZM5 192H7V194H6ZM78 192H79V193H78ZM90 192H91L92 194H91ZM130 192H131V193L133 192V193L131 194ZM43 193H45V194H43ZM77 193H78V194H77ZM88 193L91 194L90 197H89V194H88ZM95 193H96V194H95ZM99 193H100V194H99ZM3 194H4V195H3ZM81 194H82V196H85V197L83 198L82 196H81V197L78 196V195H81ZM110 194H112V196H111ZM9 195H10V196H9ZM12 195H13V196H12ZM87 195H88V196H87ZM97 195H99V197L103 198V199L100 198L102 201L99 199V197H98ZM100 195H101V196H100ZM103 195L106 196V197H108V196L110 195L111 197H110V198H109V197H108V198H106V197L104 198ZM5 196H6V197H5ZM11 196H12V197H11ZM7 197H9L8 200L6 199ZM77 197H78V198H77ZM87 197H88V198H87ZM4 198H5L6 200H5ZM16 198H19V199H16ZM44 198H45V199H44ZM79 198H80V199H79ZM86 198H87V199H86ZM96 198H98V199L100 200V202H97L98 199H96ZM220 198H221V197H220ZM220 198H219V199H220ZM13 199H14L15 201H14ZM85 199L88 200V202H89V201H93V202H92V203L89 202V203H90V204H89ZM106 199H107V200H106ZM134 199H136V198H134ZM84 200L86 201V204H85V201H84ZM11 201H12V202L14 201V202H16V203L13 202V203H14V204H13V203H11ZM18 201H21V203L18 202ZM25 201H27V202H25ZM30 201H31V197L29 198V202H30ZM44 201H43V202H44ZM80 201H81V202H80ZM95 201H96L97 203H96ZM137 201H138V203H137ZM67 202H68V203H67ZM49 203H50V204H49ZM104 203H105V204H104ZM112 203H111V204H112ZM140 203H144V202L141 201V200H136V205H135L136 208H135V209H136L137 213H136V215H133V216L136 217L138 220H137V219H134V217L132 216V213H133V212H132V213L130 212L131 215H129V216L124 215V211H123V213L120 212V213H119V214L121 215L120 218H124L125 216H126V217H125L126 219H127V218H128V219H129V218H133L134 220L132 221V219H131V223H134V224H137V225H142V224H144V223H143V222H142V223L140 222V221H142V219L139 220V219H140V216H142V215H140V214L144 211V209H145L146 206H147V207H146L147 210H145V211L143 212V214H144L143 216L146 217L145 220H148L149 218H155V217H158V218H159V216H160V213H159V212H160V211H158V210H159V209H167V208L165 207V206L167 205L166 203H165L166 205H165V204H161V206H160L158 209H156V208H154V207H148V205L145 204V203H144V206H143V205H140ZM66 204H67V206H66ZM87 204H89V205H87ZM100 204H99V205H100ZM15 205H16V206H15ZM47 205H48V207H47ZM50 205H51V206H50ZM69 205H70V206H69ZM86 205H87V206H86ZM99 205H97V207H98ZM104 205H105V206H104ZM139 205L142 206L143 209H141V207H138ZM168 205H169V204H168ZM13 206H14V208H13ZM49 206H50V207H49ZM110 206H111V205H110ZM54 207H55V208H54ZM57 207H59V208H57ZM61 207H62V208H61ZM89 207H88V208H89ZM137 207L140 208V209H139L140 211L137 210ZM164 207H165V208H164ZM30 208H31V209H30ZM51 208H52V210H51ZM53 208H54V210H53ZM56 208H57V209H56ZM60 208H61V209H60ZM78 208H79V207H78ZM80 208H79V209H80ZM94 208H95V210H94ZM94 208H90L89 210H90L92 213L97 212V210H98L97 213H100V214L103 213V212L100 211V210H102V209H100V208H102V207H100V208H99V207H98V208L94 207ZM13 209H15V210H13ZM59 209H60V211H57V213H56L55 211H56V210H59ZM69 209H68V210H69ZM71 209L69 210V212L72 211ZM47 210H48L49 212H48ZM68 210H67L66 213H68L69 215H68V217H67L66 220H68L69 218L72 217L70 214H72V213L74 214V213H75L74 211L69 213ZM141 210H142V211H141ZM156 210H157V211H156ZM14 211H15V212H14ZM51 211H52V212H51ZM35 212H36V211H35ZM50 212H51L52 214H51ZM138 212H141V213L138 214ZM13 213H14V215H13ZM44 213H45L46 215H45ZM53 213H54V214H53ZM61 213H62V212H61ZM97 213H96V214H97ZM106 213H107V211H106ZM130 213H126V214H130ZM170 213H171V212H169V214H170ZM39 214H40V216H39ZM43 214H44L45 217L43 216ZM47 214H48V215H47ZM137 214H138V215H137ZM145 214H148V215L146 216ZM149 214L151 215V217H150ZM41 215H42V216H41ZM105 215H106V214H105ZM123 215H124V216H123ZM106 216H110V215L107 214ZM137 216H138V217H137ZM30 217H29V218H30ZM48 217H49V218H48ZM112 217H113V216H111V218H112ZM0 218L3 220V217L0 216ZM47 218H48V219H47ZM104 218H105V217H101V219H104ZM111 218L108 217V219H106V218H105V219H106L107 222H108V220H110ZM125 218H124V219H125ZM1 219H0V221H2ZM114 219H115V218H114ZM66 220H65L64 222L62 221L63 223H65V225L61 222V220H60V221L57 220L56 223H57V224H60V226H62V227L64 226V228H65V226H66V227L68 226V228H69L70 226L72 227L73 225L75 226V227L73 226L74 228H76V227H77V228H80V227L83 228V227H84L85 229H88V227H89L88 225H86V224L84 225V224H83L82 222H80V221L77 222V220H74V221H70V220H69V222H67ZM111 220H112V219H111ZM135 220H136V221H135ZM33 221H34V220H33ZM10 222H11V221H10ZM10 222H8L9 227H13V226H15L13 222H11V223H10ZM59 222H60V223H59ZM66 222H67V223H66ZM71 222H72V223H71ZM73 222H74V223H73ZM75 222H77V223H75ZM79 222H80V223H79ZM12 223H13V224H12ZM41 223H42V221H41V222L37 221V223L34 221V222L32 223L33 227H32L31 229H32V230H35V229L37 230V228H38V230H39L41 227H44V225H42ZM44 223H45V222H44ZM68 223H69L70 226L68 225ZM109 223H110V222H109ZM167 223H168V221L163 222L162 227L165 226V225L167 226ZM261 223H264L263 219H261ZM34 224H36V225H34ZM71 224H72V225H71ZM76 224H77V225H76ZM81 224H82V225H81ZM10 225H11V226H10ZM38 225H39L40 227H39ZM78 225H79V226H78ZM83 225H84V226H83ZM89 225H90V224H89ZM144 225H145V224H144ZM87 226H88V227H87ZM125 227H126V226H125ZM125 227H123V229H125ZM33 228H34V229H33ZM104 228H107V227H104ZM146 228H152V226H151V227H147V226H146ZM22 229H23V228H22ZM23 230H24L25 232H27V231H28V228H27V229L24 228ZM152 230H153V229H150L149 231L152 232ZM55 231H56V229H55ZM55 231H52V234L55 233V234H59V236H61L60 232H58V229H57L56 232H55ZM42 233H43L42 235H45V234H46L45 232H42ZM44 233H45V234H44ZM157 237H158V236H157ZM78 238H79V237H78ZM78 238H76V239H77L76 242H80V243H81V241L83 242V241L85 240L84 237H82L84 240H83L82 238H79V239H78ZM80 240H81V241H80ZM46 242H49V241H46ZM38 243H39V242H38ZM203 246H204V245H203ZM13 249H14V248H10V250H9L10 253H6V254L4 255V257H6V256H10V255H11V256H12V255H13V256H16V253H12V252H11V250L13 251ZM15 249H16V248H15ZM15 249H14V250H15ZM15 251H18V252H19V253L17 252V255H20V256H21V254H22V256L24 255L23 252H22V250H20L19 248H17V250H15ZM15 251H13V252H15ZM53 251H54V249H53ZM53 251L51 252V250H50V255L57 256V255H58V253H57L58 251H56V250H55L54 252H53ZM64 251H65V250H64ZM130 251H131V255L134 256V257H132V258H134V259H136V260H137V258L140 259V260H137V261H141L142 259H143L142 263L144 262L145 259H147V260H145L146 262H149V261L151 262V261H152V260H150L151 258H150L148 255H147V256L144 255L143 257L141 256V255L143 254V252H144L142 249L138 250V253H135V251L132 250V249H129V252H130ZM132 251H134V252H132ZM139 252H140V253H139ZM80 253H81V254H85V253H87V251H86L85 249H82V251H81V249H80ZM133 253L136 254V257H135V254H133ZM67 254H68V255L71 254L70 256H74V254L69 253V252H68ZM140 254H141V255H140ZM144 254H145V253H144ZM24 256H25V255H24ZM24 256H23V258L20 257V258H21V259H20L21 261H20L19 263H22V262H23V264H30V263H29V262H30V257H29L28 255L25 256V257H24ZM141 257H142V259H141ZM148 257H149L150 259H149ZM23 259H24V260H23ZM134 259H133V260H134ZM22 260H23V261H22ZM136 260H134V261H136ZM148 260H149V261H148ZM96 261H97V263H99V262L101 263V261H99V259L96 260ZM137 261H136V262H137ZM152 262H153V261H152ZM91 264H93V263H91ZM101 264H102V263H101Z\"/></svg>",
    "mask_w": 264,
    "mask_h": 264
}]
</instances>
